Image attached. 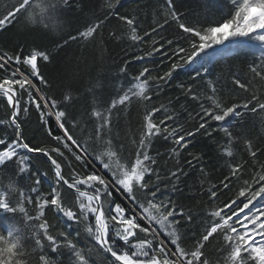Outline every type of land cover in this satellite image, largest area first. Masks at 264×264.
Listing matches in <instances>:
<instances>
[{
	"label": "snow or ice",
	"instance_id": "obj_1",
	"mask_svg": "<svg viewBox=\"0 0 264 264\" xmlns=\"http://www.w3.org/2000/svg\"><path fill=\"white\" fill-rule=\"evenodd\" d=\"M210 3L212 0H204L205 10ZM119 4L120 0H114V3L107 0L108 9H115ZM62 6H70V0H17V4L0 18V28L12 23L17 14L22 13L27 15L33 25L39 24L55 30L60 25ZM214 6L221 10L218 21L206 26L188 25L182 20L183 14L176 10V0H163L162 14L165 19L157 27L163 28L169 21H174L184 44L174 50L178 62L173 63L171 71L159 79L170 78L178 67L192 64L201 54H206L208 49L223 45L229 39L264 45V0H218ZM109 15L116 16L127 25L133 42L146 43L144 37L150 36V33L138 35L135 18L119 16L115 11ZM102 23L100 21L88 27L71 39L93 37ZM157 27L151 31L156 32ZM167 43L172 45L173 41L168 40ZM161 48H154L153 51L159 52ZM147 55L151 56L152 52ZM143 58L136 57L137 60ZM40 59L48 62L50 57L45 52L35 50L26 56H13L8 52L0 54V99L11 109L10 117L3 123L15 129V138L10 142L0 138V146H3L0 148V169L9 164L15 165L9 181L5 184L0 180V264H26L24 245L28 239L32 240L34 250L41 252L46 249L51 253L69 250L74 257L73 264H92V255L102 256L106 264H208L206 259H202V248L204 242L214 234L222 237V250L226 252L225 264H264V164L249 179H243L241 175L244 167L242 163L230 165L229 175L221 181V188L231 191L229 185L233 181L243 180L242 186L234 198L209 212L211 221L205 234L194 250H187L181 245V237L176 229L180 223L177 217H183L185 213L183 209H177L171 199L166 200L164 195H159L160 177L153 167L157 162L149 155L152 138H171L177 146L174 151H178L188 147L190 141L187 138L195 136L201 129L212 127L210 122L219 123L220 130L227 137L226 143L231 144L236 138L229 127L225 126V122L240 116L242 112L264 113V100L253 93L250 99L229 105L221 102L214 94L210 95L207 99L211 106L201 104L202 112L197 114L201 122L195 131L188 132H184L183 126L176 123L173 114H165L163 105L154 107L144 116V130L134 158L124 159L114 150L105 131L111 128L113 110L127 106L133 97L152 100L147 94L151 78L149 69L145 67L138 76L133 77L134 83L112 99L106 110H93L92 117L96 120V126L92 139L102 145L93 153L89 152L91 145H82L65 127L67 114L59 108L58 102L48 97L39 87L47 85L39 71ZM260 60V64H254L250 71L254 77L264 80V57ZM21 65L29 71H25ZM125 71L121 69L122 73ZM234 82L244 92L249 91L248 85L239 79ZM188 94L192 99H197L191 94L190 88ZM70 100V96L64 97L65 102ZM30 107H35L41 120L54 117L63 135L53 136V140L71 153L84 168L91 167L90 171L81 174L73 169L70 174H65L64 164L67 162L70 167L71 162L60 146L34 148L25 142L19 116L21 112L29 111ZM157 113L161 116L158 117ZM169 121L175 126L170 125ZM73 127H76L75 121ZM49 135L52 133L49 132ZM245 143L253 160H259L251 142ZM32 153H41L47 158L53 174V183L49 185L47 193L41 192L40 185L48 172L37 174V171H33L30 156L27 155ZM226 154L231 157V150H227ZM171 175L179 179L177 172ZM153 176L156 177L155 184L151 183ZM25 178L32 181L31 185H20V181ZM219 190L213 186L209 190L210 199L215 201ZM65 191L74 195L75 207L65 204ZM137 193L143 194L144 199L141 200ZM114 194H119L127 205L118 202ZM30 208L35 209L34 215L30 213ZM47 210L62 215L67 222L84 223L91 246L78 247L68 233L58 230L49 222ZM187 219L191 222L192 218L189 215ZM79 235L76 233V236ZM39 261L40 264H54L52 258L44 254L39 256Z\"/></svg>",
	"mask_w": 264,
	"mask_h": 264
},
{
	"label": "trees",
	"instance_id": "obj_2",
	"mask_svg": "<svg viewBox=\"0 0 264 264\" xmlns=\"http://www.w3.org/2000/svg\"><path fill=\"white\" fill-rule=\"evenodd\" d=\"M217 2L218 0H212L205 10L204 0H176V10L183 14L184 23L206 26L220 19L221 10L214 6ZM16 4L17 0H0V18ZM162 4L163 0H120L115 9H108L107 0H70V6H62L59 13L60 25L55 30L46 29L39 24L33 25L26 14L18 13L12 23L0 28V54L8 52L13 56H26L35 50L49 55L48 62L38 60L40 74L47 81L46 86L39 87L48 97L58 102L59 108L67 114L65 127L82 145H91L89 152L93 153L102 147L92 139L96 126V120L92 117L93 110H106L112 99L134 83L132 78L147 67L151 77L147 94L152 100L133 97L127 106L113 110L111 128L105 131L114 150L124 159L134 158L137 143L144 130V116L154 107L163 105L165 114H173L176 123L183 126L184 132H188L195 131L201 122L197 115L202 112L201 104L211 106L207 99L210 95L214 94L221 102L229 105L250 99L253 93L264 100V80L254 77L250 71L254 64H260L261 55L250 46L239 45L233 51L217 57L201 54L192 64L178 67L170 78L159 79L171 71L173 63L178 62L174 50L184 44L174 21H169L163 28L157 27L165 19ZM111 11L117 12L119 16L135 18L138 35L150 33V36L144 37L146 43L133 42L127 25L116 16L109 15ZM100 21L103 23L93 37L71 39ZM153 27H157L156 32L151 31ZM168 40L173 41L172 45L167 43ZM154 48L161 50L154 52ZM148 52H152V55L148 56ZM137 56L144 58L137 60ZM21 67L29 71L23 65ZM122 68L126 69L123 73ZM236 79L247 84L249 91L240 89L234 82ZM189 88L197 99H192L188 94ZM65 96H70L71 100L65 102ZM10 115L11 110L0 99V138L9 142L15 138V129L3 121ZM157 116L161 114L157 113ZM73 121L76 127H73ZM19 123L24 140L30 146L45 149L60 146L65 151L71 162L70 167L65 162V174H70L73 169L81 174L91 170V167L84 168L71 153L53 140V136L63 135L54 117L41 120L35 107H30L29 111L21 112ZM168 123L175 126L171 121ZM210 124L212 127L201 129L195 136L187 138L190 141L187 148L174 151L177 146L172 139H164L163 136L152 138L149 146V155L157 162L153 167L160 177L159 195H164L166 200L171 199L177 209H183L185 213L183 217H177L180 223L176 225V229L181 237V245L187 250H194L205 234L211 221L209 212L234 198L242 186L243 180L233 181L229 185L231 191L221 188V181L229 175L230 165L242 163L244 167L241 175L243 179H249L264 164V113L242 112L238 117L229 118L225 126L229 127L236 138L231 144L226 143L227 137L220 130L218 122ZM246 141L251 142L259 160H253ZM229 149L231 157L226 154ZM27 155L30 156L33 171H37V174L48 172L40 185L41 192L47 193L49 185L53 183L48 162L41 156ZM14 167L15 165L9 164L0 169V180L5 184ZM172 172H177L179 179L173 177ZM31 183L26 178L20 181L21 186ZM151 183H157L155 176ZM213 186L221 189L217 191L215 201L210 199L209 192ZM114 195L118 202L127 205L119 194ZM137 195L141 200L144 199L143 194ZM64 201L67 206L75 207V197L70 191L64 192ZM30 213L34 215L35 209L30 208ZM189 215L191 222L187 219ZM47 219L58 230L68 233L78 247L91 246L84 223L67 222L66 218L53 210H47ZM20 223L23 224V220ZM76 233L80 235L76 236ZM222 249V237L214 234L204 242L202 259H206L208 264H225L226 252ZM24 251L26 264H40L39 256L42 254L51 257L54 264H73L74 261L67 249L58 253H51L47 249L44 252L34 250L31 239L25 241ZM91 261L92 264H106L102 256L92 255Z\"/></svg>",
	"mask_w": 264,
	"mask_h": 264
},
{
	"label": "rangeland",
	"instance_id": "obj_3",
	"mask_svg": "<svg viewBox=\"0 0 264 264\" xmlns=\"http://www.w3.org/2000/svg\"><path fill=\"white\" fill-rule=\"evenodd\" d=\"M250 46L253 48V51L257 52L258 54L261 55V57H264V45H260L259 43L256 42H250L247 40L243 41H232L231 39L225 41L223 45H217L214 46L211 49L207 50L208 55L212 57H217L220 56L221 54H224L225 52H231L236 46Z\"/></svg>",
	"mask_w": 264,
	"mask_h": 264
},
{
	"label": "water",
	"instance_id": "obj_4",
	"mask_svg": "<svg viewBox=\"0 0 264 264\" xmlns=\"http://www.w3.org/2000/svg\"><path fill=\"white\" fill-rule=\"evenodd\" d=\"M10 110H11V109H10ZM30 155H38V156H41V157L45 158V160L47 161V158L44 157L43 154H41V153H32V154H30ZM47 162H48V161H47Z\"/></svg>",
	"mask_w": 264,
	"mask_h": 264
}]
</instances>
